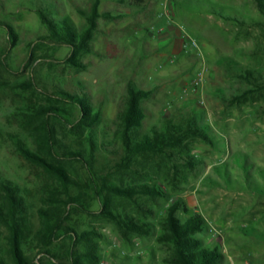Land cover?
I'll list each match as a JSON object with an SVG mask.
<instances>
[{"label":"rangeland","instance_id":"rangeland-1","mask_svg":"<svg viewBox=\"0 0 264 264\" xmlns=\"http://www.w3.org/2000/svg\"><path fill=\"white\" fill-rule=\"evenodd\" d=\"M95 1L0 0V264H16L8 187L21 201L22 249L33 264H51L54 256L47 251L62 257L73 248L78 258L89 247L99 257L95 264H171L174 247L159 238L167 210L177 201L188 209L178 212L180 219L204 220L205 230L197 236L222 254L219 264H264V15L258 0H145L143 7L135 0H101L84 50L50 39L38 10L56 20L69 18L80 34L89 28ZM165 18L198 47L179 51L174 45L178 31L158 34ZM129 86L151 92L142 100L147 113L143 132L165 116L179 121L196 112L210 138L194 145L192 154L200 164L181 193L138 196L137 204L116 201L121 218L149 223L145 234L103 216L89 187L91 180L114 173L124 154L119 115ZM66 93L85 94L93 112L100 113L92 131L78 136L70 130L81 108ZM51 107L56 110L45 123ZM43 124L62 152H82L90 160L92 139L96 145L93 167L74 155L58 162L72 180L71 194L87 195L92 213L62 207L69 233L49 245L42 240V212L57 208L54 196H61L62 188L20 150L24 146L47 157L39 141ZM122 180L121 174L109 179ZM73 233L92 239L73 241Z\"/></svg>","mask_w":264,"mask_h":264},{"label":"trees","instance_id":"trees-1","mask_svg":"<svg viewBox=\"0 0 264 264\" xmlns=\"http://www.w3.org/2000/svg\"><path fill=\"white\" fill-rule=\"evenodd\" d=\"M100 3L101 0L95 1L92 14L88 18L89 28L80 34L71 24L69 18L62 20L50 18L42 9L38 10V13L43 23L49 28L50 39L69 45L79 52L87 47L96 27L97 18L100 16L98 10ZM143 3L145 0H135V5L138 7H143ZM258 3L264 15V0H258ZM244 75L245 77L250 76L249 73ZM150 93V91L129 86L124 111L119 115L124 154L115 163L114 173L93 179L89 184L92 190V198L97 199L102 206L101 213L103 216L109 217L119 226L128 227L136 234L149 233V223L129 215L121 218L116 214L118 210L116 201L137 204L136 198L138 196L157 199L168 198L171 195L181 193L183 185L188 183L190 175L197 170L200 164L199 160L192 154L194 145L199 141L207 142L210 140L207 126L199 123L196 112L181 116L179 121L171 116H165L160 124H155L151 129L143 132L147 113L142 106V100L148 98ZM65 95L73 105L81 108V118L78 122L74 124L67 122L72 124L70 130L78 136H82L88 130L92 131L99 122L100 113L93 112L85 94L72 95L66 93ZM55 110L53 107L45 110V123ZM60 117L66 120L64 116ZM42 129L39 141L47 157L43 158L24 146L20 147V150L28 159L39 163L53 174L62 188V195L55 194L54 196V201L58 204L57 208L52 212H42L44 221L42 240L49 245L69 233L65 228L66 216L61 213L62 207L68 208L69 205H75L84 212L92 213L86 204L88 203L85 200L87 195L82 193L74 196L71 194L72 180L58 162L62 158H68L67 155H74L79 159H85L86 164L93 167L96 145L92 139L93 148L89 155L90 160H86V156L82 152L75 153L70 149H62L64 151L62 152L49 126L43 124ZM113 174L123 176L120 184L110 183L109 179ZM11 191L12 188L8 187L7 200L10 204V213L6 215L8 221L10 219L12 227V256L16 264H33L26 258L22 249L24 228L21 224L22 220L19 218L20 208H22L21 201ZM139 208L140 210L143 209L141 206ZM179 211L188 212L185 204L180 201L175 202L167 210L165 233L159 238L160 241H167L174 247V257L169 262L171 264H219L222 254L218 252L217 248L205 245L197 236L205 230L204 220L200 216L180 219ZM70 237L73 241L79 242L82 240L91 241L92 239L88 233L81 235L73 233V236ZM47 253L54 256L51 264H83L84 261L95 264L99 261V257L94 253L92 247H89V252L83 257L79 256L78 258L75 257L76 252L73 248H70L69 255L62 257H56L55 254L48 251Z\"/></svg>","mask_w":264,"mask_h":264},{"label":"crops","instance_id":"crops-1","mask_svg":"<svg viewBox=\"0 0 264 264\" xmlns=\"http://www.w3.org/2000/svg\"><path fill=\"white\" fill-rule=\"evenodd\" d=\"M166 19V18H165ZM165 26L161 28V33L160 34H163L165 31L167 32H171V31H178V35H179V38H177L175 40V46L177 47V49L179 51H182L184 48H185V39H184V36H185V32L182 31L181 28H178L175 23H173V21L169 18V19H166L165 20Z\"/></svg>","mask_w":264,"mask_h":264},{"label":"built area","instance_id":"built-area-1","mask_svg":"<svg viewBox=\"0 0 264 264\" xmlns=\"http://www.w3.org/2000/svg\"><path fill=\"white\" fill-rule=\"evenodd\" d=\"M166 2H168V0H166ZM158 30V34L161 33V29H157ZM185 39V48H189V49H195L198 47L197 41L191 36L185 33L184 36ZM200 76L203 77L204 76V70H202L200 72ZM101 264H105L104 262H101Z\"/></svg>","mask_w":264,"mask_h":264}]
</instances>
